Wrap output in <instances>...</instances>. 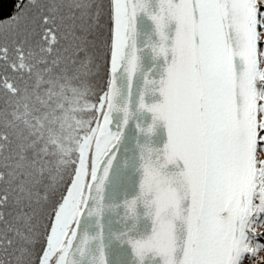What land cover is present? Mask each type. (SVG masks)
Wrapping results in <instances>:
<instances>
[{
	"label": "snow or ice",
	"instance_id": "1",
	"mask_svg": "<svg viewBox=\"0 0 264 264\" xmlns=\"http://www.w3.org/2000/svg\"><path fill=\"white\" fill-rule=\"evenodd\" d=\"M142 13L158 38L141 90ZM0 33L4 91L35 33L41 51L68 42L91 100L70 166L35 198L0 190V264H264V0H0ZM0 156V184L32 174L7 132Z\"/></svg>",
	"mask_w": 264,
	"mask_h": 264
},
{
	"label": "trees",
	"instance_id": "2",
	"mask_svg": "<svg viewBox=\"0 0 264 264\" xmlns=\"http://www.w3.org/2000/svg\"><path fill=\"white\" fill-rule=\"evenodd\" d=\"M39 2L36 0L37 4ZM2 3L7 10L11 0H2ZM19 7L17 4L13 9L14 15ZM56 19L58 21L59 17ZM34 35L32 33L27 42H23L27 55L24 67L15 75L16 88L10 93L0 88V132L8 133L17 155L26 153L36 161L32 174L25 179L17 175L9 184H0V190L5 187L10 190L13 200L17 184L30 189L35 198L38 190L46 187L53 172L74 162L81 142L90 134L91 100L84 94V82L88 78L79 67L75 51L63 38L55 50L41 51L40 45L32 42ZM0 43L14 46V40H5L2 33ZM3 164L4 158L0 156V171L7 175L9 170ZM39 172H43V176L38 177L36 173ZM37 207L32 205V208Z\"/></svg>",
	"mask_w": 264,
	"mask_h": 264
},
{
	"label": "water",
	"instance_id": "3",
	"mask_svg": "<svg viewBox=\"0 0 264 264\" xmlns=\"http://www.w3.org/2000/svg\"><path fill=\"white\" fill-rule=\"evenodd\" d=\"M150 5L153 13L158 12L159 0H150ZM137 30V47L138 55L140 56V71H138L134 77L133 84L135 87L142 90L146 82L147 75L154 69V66L157 63L154 58L146 52L145 45L149 38H158V34L156 33L154 23L148 18L146 14L143 13L137 17ZM163 67L165 66L162 65L161 71H163ZM118 84L122 88L127 87V81L123 75H120ZM161 100L162 98L157 97L151 102H161ZM159 136L161 143L166 142V132L164 129L159 130ZM176 219L179 220L181 217L177 216ZM192 223H196L195 219L192 221Z\"/></svg>",
	"mask_w": 264,
	"mask_h": 264
}]
</instances>
